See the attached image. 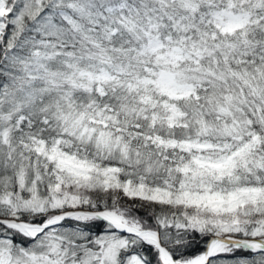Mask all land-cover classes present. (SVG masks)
Here are the masks:
<instances>
[{
    "label": "snow or ice",
    "instance_id": "obj_1",
    "mask_svg": "<svg viewBox=\"0 0 264 264\" xmlns=\"http://www.w3.org/2000/svg\"><path fill=\"white\" fill-rule=\"evenodd\" d=\"M0 264H264V0H0Z\"/></svg>",
    "mask_w": 264,
    "mask_h": 264
}]
</instances>
